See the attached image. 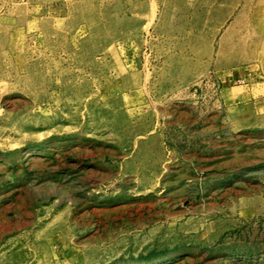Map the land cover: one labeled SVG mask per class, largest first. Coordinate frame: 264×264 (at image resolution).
I'll use <instances>...</instances> for the list:
<instances>
[{"label":"rangeland","instance_id":"obj_1","mask_svg":"<svg viewBox=\"0 0 264 264\" xmlns=\"http://www.w3.org/2000/svg\"><path fill=\"white\" fill-rule=\"evenodd\" d=\"M263 14L0 0V264H264Z\"/></svg>","mask_w":264,"mask_h":264},{"label":"crops","instance_id":"obj_2","mask_svg":"<svg viewBox=\"0 0 264 264\" xmlns=\"http://www.w3.org/2000/svg\"><path fill=\"white\" fill-rule=\"evenodd\" d=\"M260 22H261V24H262V26H264V14H263V16H261L260 17ZM239 76V78H242V81H244V82H247V81H251V78L253 77V76H255V74H254V72H250V73H243V75H238Z\"/></svg>","mask_w":264,"mask_h":264}]
</instances>
